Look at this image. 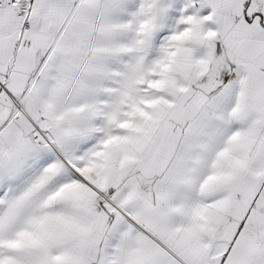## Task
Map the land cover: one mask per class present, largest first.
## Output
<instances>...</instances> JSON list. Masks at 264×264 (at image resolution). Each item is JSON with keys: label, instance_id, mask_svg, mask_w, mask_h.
<instances>
[{"label": "snow or ice", "instance_id": "snow-or-ice-1", "mask_svg": "<svg viewBox=\"0 0 264 264\" xmlns=\"http://www.w3.org/2000/svg\"><path fill=\"white\" fill-rule=\"evenodd\" d=\"M0 264H264V0H0Z\"/></svg>", "mask_w": 264, "mask_h": 264}]
</instances>
